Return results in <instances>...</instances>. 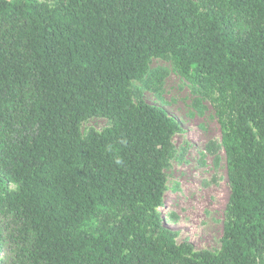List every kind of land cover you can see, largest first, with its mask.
<instances>
[{
  "label": "trees",
  "instance_id": "trees-1",
  "mask_svg": "<svg viewBox=\"0 0 264 264\" xmlns=\"http://www.w3.org/2000/svg\"><path fill=\"white\" fill-rule=\"evenodd\" d=\"M152 58L217 107L215 253L162 223L181 127L132 88L161 90ZM0 264H264V0H0Z\"/></svg>",
  "mask_w": 264,
  "mask_h": 264
},
{
  "label": "rangeland",
  "instance_id": "rangeland-1",
  "mask_svg": "<svg viewBox=\"0 0 264 264\" xmlns=\"http://www.w3.org/2000/svg\"><path fill=\"white\" fill-rule=\"evenodd\" d=\"M149 67L167 71L161 90L155 93L140 81H132V88L147 103L164 108L181 127L172 138V156L165 169L162 223L177 232V243L189 242L195 250L215 253L221 246L230 192L217 107L209 99L196 102L199 94L179 76L170 59L152 58ZM223 119L227 121L226 115ZM109 124L104 117L92 116L80 128L84 134ZM1 251L4 257L13 255Z\"/></svg>",
  "mask_w": 264,
  "mask_h": 264
}]
</instances>
